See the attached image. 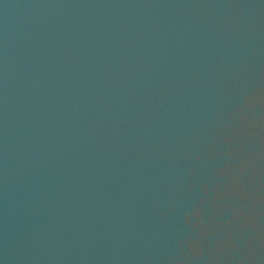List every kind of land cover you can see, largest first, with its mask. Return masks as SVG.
<instances>
[{"label":"water","instance_id":"95a60500","mask_svg":"<svg viewBox=\"0 0 264 264\" xmlns=\"http://www.w3.org/2000/svg\"><path fill=\"white\" fill-rule=\"evenodd\" d=\"M0 264H264V0H0Z\"/></svg>","mask_w":264,"mask_h":264}]
</instances>
